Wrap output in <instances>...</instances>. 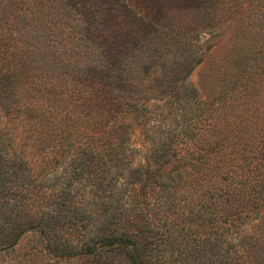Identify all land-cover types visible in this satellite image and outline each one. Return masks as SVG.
Here are the masks:
<instances>
[{"label": "trees", "instance_id": "1", "mask_svg": "<svg viewBox=\"0 0 264 264\" xmlns=\"http://www.w3.org/2000/svg\"><path fill=\"white\" fill-rule=\"evenodd\" d=\"M260 64L264 0H0V264H264Z\"/></svg>", "mask_w": 264, "mask_h": 264}, {"label": "rangeland", "instance_id": "2", "mask_svg": "<svg viewBox=\"0 0 264 264\" xmlns=\"http://www.w3.org/2000/svg\"><path fill=\"white\" fill-rule=\"evenodd\" d=\"M226 33H227V31L224 29V31L221 34H219L215 37L213 36L212 38H210V35H208V34H201L198 36V40H197L198 42L197 43H202V41L208 39L207 43L210 46V51H212V55L210 58L205 57L200 64L194 66L191 73L189 74L187 81L195 89H197V90L202 89L201 85L203 83L204 77H206V75H208V73H210L213 70L212 67H214V66L212 65V63L213 62L219 63L220 60L222 59V57L224 56V52H225V49L227 47ZM256 72L259 75L262 74L264 76V65L262 66L260 64L256 68ZM258 89H260V88H258ZM260 97H261V92H260Z\"/></svg>", "mask_w": 264, "mask_h": 264}]
</instances>
